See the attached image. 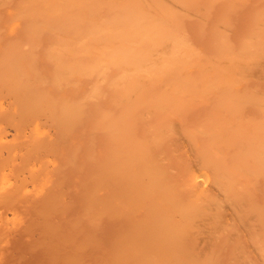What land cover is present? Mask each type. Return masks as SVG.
Masks as SVG:
<instances>
[{
	"label": "bare ground",
	"instance_id": "obj_1",
	"mask_svg": "<svg viewBox=\"0 0 264 264\" xmlns=\"http://www.w3.org/2000/svg\"><path fill=\"white\" fill-rule=\"evenodd\" d=\"M205 1L210 5L209 8L207 7L208 10L211 5H214V2L219 9L222 7L218 4L220 2L223 7L227 6L221 0L220 2H218L219 0H15V6L13 7L14 1L0 0V43L7 45L6 43L12 41L17 42L18 36L16 33L22 31L26 36L27 43H21V45L29 44L30 48L34 50L35 44H38L43 38L48 45L46 54L50 59H47L51 60L56 67L52 79L56 89L61 90L63 86H60L63 83H68L74 79L88 78L92 80V85L85 90L81 99L76 102L68 101L66 93L59 96L63 100V104L61 103L63 108L60 109V115H57V117L52 114L53 107L56 106V97L48 95L43 89H40V86L43 87L48 80L39 75V73L42 74L41 69L37 70L38 73H31L29 67H26L27 64L33 66L34 61L30 58L33 62L25 65L27 54L24 47L17 44V49L12 50H14L13 54H16L19 48L23 47V51L20 50V53L23 52L26 55L24 56L25 60L22 59L25 61H22L25 66L19 60L23 57V54L20 55L22 57L18 56V53L14 54L20 62L16 61L15 58L11 60L13 58L11 57L12 52H7L5 50L6 46H0V55L5 59L4 62L0 58L2 60H0V117H2V120L0 119V157H5L4 160L2 157L0 159V202L12 204L14 201L16 203L21 194L27 195L34 192L38 196L46 191V185L53 181V179H50L49 176L51 175L49 173L45 174L46 171H44L45 175L42 177L39 172H36V178L32 182L30 181V187L29 185L23 187L20 182L17 183L11 179V176H9L10 170L7 172V167L10 168L15 163L14 157L19 154V148H24V158L34 156L47 148H49L47 149L49 152L55 151L54 142L45 136L46 131L41 123L42 118H45V121L51 119L53 122L60 124L65 130L64 132H69L73 123L78 121L79 118L82 119V124H85L87 118L83 119L85 110L82 109V106H84L82 102L95 100L102 90V85H107L113 90L119 91L117 94H120V100L118 99L120 102L116 104L118 108L116 107L117 111L115 113H112L110 109L97 108L95 113L97 120L87 129L85 135V142L89 145L86 160L89 163L96 164V172L94 171L95 176L91 178L95 179L94 184H82L83 198L81 201L85 207L84 214L89 219L90 228L97 225V219L101 215L100 212L105 210V208L101 210V207L109 208V212L124 215L125 218H130L129 215H136V213L141 212L145 224L148 223L140 225L137 221L142 220H138L139 218L129 219L128 228L130 230L131 219L137 222H134L135 227L140 226L136 229L132 227L133 230L131 231L127 229L126 235L125 233L121 235L122 239L125 235L123 242L127 241L128 246L124 245L126 243L123 244V242L119 243L117 241L119 245H122H120V248L116 244L118 245L117 250H113L119 252L113 256L114 260L112 261L114 263L111 262L110 264H120L121 261H124L126 257L124 253H128L127 257L132 255L131 259L134 258L133 254L137 256L139 253L137 257L140 264H171L173 255L170 252L166 251L162 254L163 251L159 250L158 252L155 247V252L150 253L149 250L150 254L144 253L143 256L140 251L146 252L149 249L148 247L153 245V242L161 245L166 241H173L180 246L185 242L187 234L190 235V232L195 231H197L196 235L198 236L203 232L198 238L202 241V244L197 247L199 250L189 249L193 251L190 254L186 252L182 254L175 253L179 258H177L175 264H211L208 260L198 259L196 255H198V252L201 253L207 249L209 250L213 245L215 246L217 243L214 244L216 237L221 233L223 234L224 231L218 235L214 232L218 231L219 228L222 230V227H224V225H219L220 220L218 219L226 214L228 207L232 210L230 212L232 216L235 213L238 216L239 208L244 205L240 207L243 194L250 187V193L248 191L247 193L251 196V188L254 186L255 189L254 184H257L255 182L256 178L260 176L259 178L263 177L264 179V90H259L260 85H257L258 88H256L257 86L253 87L247 84L249 82L248 69L251 66L252 68L253 66H263L260 62L263 61L264 56V0H254L258 8L254 16L250 18L249 29L244 34L240 48L237 47L239 48L237 50H235V47L230 46L231 44L229 45L230 34H228L229 38L226 40L227 33L225 31L230 26L229 16L227 15L230 11L226 12V10H229L226 9L227 7L223 9L225 12L222 10L221 13L220 11L221 19H217L219 22H216L218 26L214 23L207 26L206 22V25L204 24L206 30H203L201 25L200 30L206 31V35L209 39L212 38L215 44L212 43L215 47L213 53L210 52V56L214 57L208 59V54L205 55L202 49L192 46L188 42L184 29V16L190 15L187 13L190 5L201 3L202 6ZM225 1L235 4L240 0ZM10 2H12L11 5ZM203 9H200V11ZM197 14L193 15L198 18ZM222 14L227 18L222 17ZM193 15L190 16L193 17ZM203 16L201 17L205 18ZM9 46L11 47V45ZM3 54L5 56L9 55L11 59L9 60V57H5ZM203 54L206 56L205 60L201 56ZM6 59L10 63L9 61L6 62ZM197 64L199 67L196 68L199 73L193 81H190L191 77L190 80L188 78L189 72L187 75L181 70H190ZM109 71H113L111 76ZM178 71L182 72V76H176L175 73ZM250 77L255 78L256 75ZM185 79L187 82L190 81V83L184 81L187 85L189 84L187 87L182 85V81ZM33 82H36L37 87L32 89L31 84ZM203 103H205L204 109L198 110L200 106L202 108ZM252 105L256 106L257 109L255 112L248 113L246 108ZM137 116L140 118H136ZM141 119L151 120L154 123V126H148L150 134L147 131L146 134V129L143 128L137 129L139 132L144 131L141 135H136L133 131L135 124ZM5 121L7 123L12 122L10 126L12 125L13 132L10 138L7 136L10 135L9 133L7 135L2 133L3 122ZM129 124L131 125L130 129L127 127ZM6 126L8 127L7 124ZM125 128L131 130L128 135ZM176 133L183 135V139L180 140L179 144L173 141L169 149V156L178 164L179 162L182 164V171L178 178H176L175 170L167 167L164 163V157L162 158V154H164L162 136L168 134L169 137ZM195 134L207 136V139L197 141V139L195 140ZM99 143L107 147V163L110 162L107 167L104 165L105 163L102 166L99 162L100 155L96 149V145ZM232 148H235L234 151H232ZM180 150H184L185 153L180 154ZM189 152H192L191 156L188 155ZM231 155L233 158L230 157ZM228 156L232 159L230 162L226 160ZM46 161L47 159L43 160L42 158L38 167L32 163L29 164V167L40 170L42 164ZM48 162L52 163L51 158ZM53 164L57 166L60 162L56 160V163L53 162ZM46 168L48 169V167ZM54 170L57 171V169ZM31 171L33 172V170ZM85 179L84 181L81 180L82 183L86 182ZM115 180L120 182V190L118 189L120 194L119 191L110 189V184L114 188L113 184L117 183ZM57 182L59 185V181ZM79 186L81 187L80 183ZM70 190L72 191V189ZM250 198H253V196L247 199ZM100 203L104 206H101ZM258 209L261 211V208L257 207V211ZM240 213L242 214L240 215ZM240 213V216L243 213L245 214L243 218L238 216L239 220L242 219L240 221L248 220L246 211ZM262 213L264 214V211ZM21 214L14 208L10 217L6 218L7 222L8 220L12 221V227H16L20 218H23L24 214L22 216ZM45 215L48 217V211ZM244 216H247V219L244 220ZM111 217L113 218V216ZM251 219L248 221L250 222ZM107 220H109L108 217ZM98 221L101 223L100 220ZM144 221L139 223L144 224ZM248 221H246V224H248ZM242 224L240 223L239 229L244 226ZM251 226L253 227L252 224ZM6 227H9V225ZM211 228H214L213 231ZM250 228L248 226L247 230L249 231L247 233L250 232V236H252L250 230L253 229ZM247 230H244L243 235L248 236ZM7 232L9 233V231H6L4 234L6 235ZM240 232L237 230L238 235ZM117 233L116 236L120 234ZM56 236L54 235V237ZM250 236L248 238L243 237L248 240L251 238ZM5 238L7 240L6 236ZM63 240L64 242L67 241L64 238ZM118 240H120V237ZM251 240L253 241V239ZM222 241L224 242V239ZM252 241L251 244H253ZM145 242H150V244ZM256 242L257 240L254 244ZM123 245L126 247L122 248ZM254 246L256 248L257 243ZM75 247L77 251V245ZM121 249L124 250V253ZM47 250L49 249L47 248ZM75 250H73L74 253ZM113 250L111 252H114ZM64 252L65 250L62 254ZM133 252H137V254ZM255 254L259 255L257 252ZM68 256H71L70 253ZM73 256L75 257V255ZM78 256L81 257L80 253L76 255V258ZM74 257L73 259H76ZM56 258L58 260L57 255ZM101 258L103 259V257ZM84 259L85 257H81L82 263L79 259L76 260L79 261H77L79 264H83ZM167 260H170V262H167ZM105 261L103 264L107 263ZM244 261L246 262V259ZM69 262L67 263L69 264ZM102 262L100 261L98 264H102ZM125 262L126 264L129 263L126 260ZM250 262L252 264V261ZM87 263L85 262V264ZM133 263L136 264V261L134 260Z\"/></svg>",
	"mask_w": 264,
	"mask_h": 264
},
{
	"label": "rangeland",
	"instance_id": "obj_2",
	"mask_svg": "<svg viewBox=\"0 0 264 264\" xmlns=\"http://www.w3.org/2000/svg\"><path fill=\"white\" fill-rule=\"evenodd\" d=\"M13 1H14V3H13L12 6L14 7L15 6V0H12V2ZM221 1L223 2V4L225 3V5H227L226 6L227 8L225 6L224 7L226 9H229V10H226V12L230 11L229 13H227V15L229 16L228 19L230 20V26L228 28L229 31L227 29H226L227 31H225L227 33L226 34L227 35L226 36V40L230 37V40H228L229 41V45L231 44L230 46L235 47V50H237V49L240 48V44L242 42L244 34L249 29V22H250L249 20H250V18L252 16H254L255 11L258 8V6H257V3L254 0H244V1L240 0L237 3H235V4H233V3L229 2V1H225V0L224 1L221 0ZM12 2H10V5L12 4ZM218 2H220V0ZM218 4H219L220 7L222 6L221 7L222 9L221 8L219 9V7L217 5H215V2H214V5H211V8L212 7L213 8L212 9L210 8L208 10L210 5L207 4L206 1L202 5L203 7L201 6V3H198L197 5L196 4H194V5L192 4V5H190V8H188L189 12L187 11V13H189L190 15L198 13L197 14L198 18L201 19L202 18L201 16L204 15L205 18L209 17L208 18L209 20L205 19V18H202L201 20H199L197 17H195V15H193V17L190 16V15H188L189 17L188 16H184V20H185V25H184L185 36H186L188 42L192 46L194 45L195 47L202 49L204 51L205 55L208 54L207 55L208 56L207 59L214 57V56L211 57L210 55L214 51V47H215L214 45L215 44L213 43L214 40L211 37H210L211 39H209V37L206 35L207 32L205 31L206 32L205 33V32H203L200 29L203 27V30H206V26H205L206 22H207V26L211 25L212 23L216 24V22H219L217 19H219V20L221 19L220 11L222 13V10L224 9V7H223V5H220L221 2L218 3ZM198 5L201 6L202 8L199 7ZM230 5H232V6H230ZM229 6H230V8H229ZM217 7H218V9H217ZM203 8L205 9V11H204ZM200 9H203V10L200 11ZM196 10L197 11L199 10V11L195 12ZM223 11L225 12V10H223ZM199 12H201V13H199ZM224 14H226V13H224ZM224 14H222L223 15L222 17H226ZM210 15H211V17H210ZM201 25H202V27H201ZM216 26H218V25L216 24ZM230 31H231V33H230ZM228 34H230L231 36L229 35V37H228ZM16 35L18 36L17 42H13L12 41L11 43H6L7 45L8 44L11 45V47L9 45L7 47V45H5V43H0L1 47H5L6 46V49L5 48H3V49H5L7 52H10V53L12 52L11 54L13 56L10 53H8V54L11 55V57H13V58L11 59L9 55L5 56L3 54V56H5V57L8 56L9 60L10 59L14 60L15 55L17 53L19 54L18 56L23 54V52L20 53V50L23 51V47H24V49L26 50L27 56L24 55L25 54L24 53L23 57L20 56L22 58L19 59V58L16 57L15 58L16 61L19 59L21 62L19 60L18 61L20 63H23L22 61L25 60L24 56H26L27 58H29V59L31 58L34 61L33 62V61H31V59L29 60L27 58H26V62L24 61L25 65L27 63H32V62L34 63L33 64V66L35 65L34 67L32 65H30L31 66V70H30V66L28 64L26 65L27 68L29 67L28 69H29V71L31 73L32 72L38 73L39 72V71H37L38 69L42 70V74L39 73V75L40 76L42 75V77L44 79L46 78L45 80H48V82L46 81L47 83L43 87L40 86V89H43V91H45L46 94H48V95L50 94V95H53V96L56 97V106L53 107V110H52L53 113L52 114L55 115V116L60 115V109L63 108V106H62L63 100L59 96L64 94V93H66L68 101L76 102V101L81 99V97L84 94L85 90H87L92 85L91 84L92 80H90L88 78L74 79L73 81H70L68 83H63L60 86V87L63 86L61 90L56 89V86H54L53 83H52L53 75H55V72H56V67L52 64L53 62L51 60L47 59L49 57L46 54V48L48 46L46 41L42 38L41 41L38 44H35V48L33 50L32 48H30L29 44L28 45H24V46L21 45V43L22 44L27 43L26 36H24V32L17 31ZM232 43H234V44H232ZM17 44L19 46H23V47H21L22 48L21 49L18 46L19 50L16 52V54L14 53L15 54L14 55L13 52H14V50L17 49V47H16ZM12 45H13V47H12ZM14 45H15V47H14ZM237 47H239V48H237ZM8 48H10L11 50L9 49V51H8ZM12 49H14V50H12ZM6 51H3V52H6ZM205 55L204 54L201 55L204 60L206 59ZM0 58L5 62V59L2 58V55H0ZM23 58H24V60H22ZM8 61L6 59V62H8ZM9 63H10V61H9ZM260 63L263 64V66H261ZM260 63H259L260 66H253V68H255V69H253L252 66L248 69V71H249L248 72L249 73V77L248 78L250 80L248 79L249 82H247V84L250 85V86H253V87L257 86V85L258 86L260 85L259 86V90L262 91V90H264V79H263V77H264V56H263V61H261ZM23 65H24V63H23ZM39 67H42V68H39ZM196 67H199L198 64L196 66H194V68H192L190 70L186 69L187 71L186 70H181V71L183 73H186V74L189 72V75L187 74L189 76L188 78L190 80V77H191L190 81H193L196 78L195 76H197V74L199 73V70ZM181 71L176 72L175 73V74H177L176 76H182V72ZM112 73H113V71H109V75L110 76H111ZM257 73H258V75H257ZM255 75H256L257 78L256 77L255 78L254 77H250V76H255ZM259 76H260V78H258ZM186 79L182 81V85L184 87H187L189 85V84L187 85V83H190V81L188 80V82H187ZM184 81L187 82V83H185ZM31 85H32V89H33V87H37L36 82L35 83L33 82ZM258 86L256 88H258ZM107 87H108L107 85H102V90L100 91L99 96L95 98V100H90V101H86V102L83 101L82 102V105H84V106H82V109L85 110V116L83 117V119L86 117L87 118L86 122H85V124H82V121H81L82 119L79 118L78 121L73 123V126H72V128L70 129L69 132H64L65 130L63 129V127L60 124H58L56 122H53L51 119L50 120L48 119L49 121L48 120L45 121V118H42L41 123H42V125H43V127L45 128V131H46V135L45 136L50 138V141L54 142L55 147H56L55 151L49 152V151H47V149H49V148H47V149H43L40 152L36 153L34 156L31 155V156H29L27 158H24L23 153L25 152V150L22 147V148H19V154L16 155V157H14V162L15 163H13L10 166V168L7 167V169H6L7 172H8V170H10L9 176H11V179L14 182L16 181L17 183L20 182V184L23 187L26 186V185H29V187H30L31 182L36 178V172H39V175L41 177L44 176L46 173H49L51 175V176H49V177H51L50 179H53L54 182L51 180L52 182H50L49 184L46 185V188H45L46 191L44 193H42V194H39L38 196H37V194H35L33 192V193H30V194H27V195H25V194L19 195V199L16 200V203H15V201L12 204L11 203H4L3 204V203L0 202V210L2 212V214L0 215V226L3 227V228L0 227V243L4 247L3 248L2 245L0 244L1 245V247H0L1 248L0 249V264H36L38 262H39L38 264H49L50 262H51V264L52 263L53 264L54 263L55 264H58V263L59 264H64V263L68 264L67 262H69V259H71L70 262L73 261L71 263L69 262V264H73V263L77 264L79 261L76 260V259L80 260L81 257H83V258L85 257V259H84L85 262L86 263L89 262L87 264H90V263L91 264H95L96 262L98 264V262H100V261L101 262L103 261L102 262V264H103L105 260H108V261L110 260L109 263H108V261H105L108 264H110L111 262L114 263L112 261V260H114L113 256L115 254H117L119 251L117 252V251H114L113 249L117 250L116 247H118L120 242H123V239H124V237L126 235L125 232L127 231V229H128V231L130 230L128 228V225L130 224L129 223V219L130 218H135V219L139 218L138 220L144 221V218H143V215H142L141 212L136 213V215L135 214L134 215H129V216H131L130 218H125L124 215L122 216L120 214L118 215L117 213L113 214L112 212H109L108 211L109 208L106 209V207H101V210L105 208V210L101 211L102 213L100 212V214L102 216L100 215L98 217L97 225L94 228H92V227L90 228L89 219L84 214L85 213V207H84L83 202L81 201L82 198H83V192H82L83 191V185L84 184H94V180L95 179H91V178H93L95 176V172H96V164L89 163V161L86 160V154H87V152L89 150V145H87V143L85 142V135H86L87 129H89V127L97 120V117H96L97 115H95V113L97 111V108L110 109V110H112V113H115L117 111V108H118L116 104H118V102H120L119 101L120 100V94H117V92H119V91H117L116 89L113 90L111 87H108V88ZM100 95H102V96L100 97ZM112 97H114V98H112ZM219 99H221V97H219ZM204 104L205 103L202 104L203 105L202 108H201V106L200 107L198 106L199 107L198 110L204 109ZM256 109H257V107L252 105V106L246 108V111L248 113H252V112H255ZM54 110L55 111L57 110V111L55 112ZM138 117L139 116H137L136 118H138ZM0 119L2 120V117H0ZM135 120H137V119H135ZM137 122L138 123L135 124V126L137 125V127L134 126L135 129H133V131L135 132L136 135H141L144 132V131L143 132H139L137 130V129L140 130L142 128L144 130L146 129L145 132L147 131L148 134L151 133V132H149V127H148V126H151V125L154 126V123L151 120H144V119L142 120L141 119V120H138ZM10 123H12V122H8V123H7V121L3 122V130H2L3 134H5V135H7L8 133L10 134V135H7L9 138L12 136L11 133L13 132L12 125L10 126ZM6 124L8 125L9 128L6 126ZM190 126H192V125H190ZM127 127L130 129L131 125L129 124V126H127ZM129 129L128 130L126 129L127 133L125 132L127 135L131 132V130L129 131ZM147 132H146V134H147ZM194 136L196 137L195 140L197 139V141H199V140L202 141L203 139L204 140L207 139V136H203V135H199V134H195ZM182 139H183V135H180L178 133H176L173 136H169V137H168V134L162 136V142L164 143V147H163L164 154H162V158L164 157V163L166 164L167 167L173 168L175 170V174L177 175L176 178L179 177L178 175L182 171V164L180 162L178 164L172 157L169 156V154H170L169 153V149L171 148V146L173 144V141L175 143L179 144L180 140H182ZM76 148H77V150H76ZM96 149L98 150V153L100 155V158H99L100 164L103 166V164L105 163L104 165L107 167L109 165V163H110V162L107 163V161H108L107 160L108 157L106 156L107 147H105L103 144L99 143V144L96 145ZM234 149L235 148H232V151H234ZM20 153H22V154L20 155ZM179 153L183 155L185 153V151L184 150H180ZM188 155L191 156L192 152H189ZM1 157H0V159H1ZM45 157H47V158H45ZM230 157L233 158L232 155ZM42 158H43V160L47 159V161H46V163L44 162L42 164V168L40 170H35L34 169L35 167L32 168V169L29 167L30 166L29 164H31V163L38 167L40 165V163H41V159ZM50 158H51V162H52L51 164H50V162H48ZM2 159L4 160L5 157L3 156ZM56 160L58 162H60V164L57 165V166H54L55 164H53V162L56 163ZM226 160L228 162H230L232 159H230L229 156H228L226 158ZM97 161H98V158H97ZM81 162H82V165H81ZM88 164H89V166L87 167ZM44 165L46 167H48L49 170ZM44 167L46 168V170H44L45 169ZM54 169H57V171L54 170ZM31 170H33V172ZM44 171H46L45 174H44ZM10 173H11V175H10ZM54 176H55V178H54ZM259 177H257L256 180H255V182L257 183V184H254L255 185V189H254V186L251 188V194H252L251 196H253V198L247 199V198L251 197L250 194H249L250 193L249 192L250 187H249V190L247 189V191L249 193H247V191H246V193L243 194L242 203H241L240 207L243 204L244 205L242 207L247 205L246 207H244L246 210L244 208H242V207L239 208L240 212L246 211V215L248 214V220L251 219V218H253V219H251V221L249 222L248 220H245V219H247L246 218L247 216L246 217L244 216V220L245 221H243V222H245V223H243L242 221H240L242 219L239 220L238 218L239 217L243 218V215H245V214L243 213V215L240 216L242 213L239 212L240 213V215H239V213L237 212L239 217L236 215V213H235V215L233 214V216H232V214L230 213V212H232V210L228 207L227 211H226V214L224 216H221L220 219H218V220H220V224L219 225H224V227H222V230L219 228L218 231H214V232H216L217 235L220 234L223 231L225 232V234H224V232H223V234L221 233V235H219V236L214 234L215 236H217L216 239H215L216 241H214V244L216 242L217 243L215 244V246L213 245V247L209 248V250L207 249L206 250L207 252L206 251H203L201 253L198 252V255H196V257L198 259L208 260V261L211 262V264H226V263L227 264H232V263L233 264H243V263L244 264H248V262H249V264H251L250 261H252V264H257V263L258 264H264V257H263L264 256V222H262V221H264V214L262 213L264 211L263 210L264 209L263 208V205H264V203H263L264 202V179H263V177H261V178H259ZM14 178H15V180H14ZM17 179H18V181H17ZM23 179H25V180H23ZM84 179L86 180V182H87V180H90V181H88L87 183L86 182L82 183L81 180L84 181ZM55 180L59 181V185H58L57 181L55 182ZM115 181L117 183L113 184L114 188H113L112 184L109 185L110 189H112V190L115 189L114 191H119L120 190V186H119L120 182L117 181V180H115ZM79 183H80L81 187L80 186L78 187ZM56 185L58 186L57 188H56ZM115 187L117 188V190H116ZM70 189H72V191ZM119 194H120V191H119ZM117 196L121 197L120 195H117ZM122 198H125V197H122ZM245 199H246V201H245ZM252 199H255V200L253 201ZM101 201L103 202V200H101ZM22 203H23V205H21ZM256 203H257V205H256ZM1 204H3V205H1ZM100 204H101V206H104L102 203H100ZM27 206L29 207V209H27L28 208ZM257 207L261 208V211H260V209H258V211H257ZM14 208H16L19 211L20 214L22 213L21 216L24 214L23 218L21 217L20 220L17 222V224L15 223L17 225L16 227L15 226L12 227V221L10 222V220H8V222H10L11 225H10V223L8 224V222H7V219L10 217L11 212L13 211ZM241 209H244V210H241ZM35 210H36V212H35ZM23 211H24V213H23ZM47 211H48V217H46V215H45V213ZM104 212L105 213L108 212V213L105 214ZM260 212H261L262 215L260 214ZM108 214H110V215L108 216ZM115 215H116V217H114ZM30 216H31V218H30ZM111 216H113V218ZM107 217H108L109 220H107ZM140 218H142V219H140ZM232 218H233V220H232ZM25 219H27V220H25ZM67 219H68V221H67ZM70 219H72V220H70ZM77 219H78V222H77ZM98 220H100L101 223H99ZM125 220H127V221H125ZM132 220L133 219L130 220V222H132V223H131V226H129L131 228V230H133L132 227H134L136 229L140 225L148 224L147 222L145 224V221L143 222L144 224H141L142 221H137L136 220L138 222V224H140V225L135 227L134 225L137 222H135L134 220L132 221ZM246 221H248V224H246ZM26 222H28V223H26ZM38 222H40V223H38ZM139 222H141V223H139ZM75 223H76V225H75ZM122 223H124V224L122 225ZM240 223L241 224L243 223L244 226L246 227V229H245L244 226L241 227L242 229L244 228V230H247L248 226H249V228L251 227L253 229V230H250V231H252L251 232L252 236H250V232L247 233L249 230L246 231L248 236L251 237L248 240L247 239L245 240V238H248V236H246L245 234L243 235V232L245 233V231L244 230L242 231V229H239V227L241 226ZM249 223H251L253 225V227L251 226V224L249 225ZM15 224H13V225H15ZM18 224H19L20 227L18 226ZM138 224H136V225H138ZM8 225H9V227H6ZM13 228L15 229V231H14ZM54 228H56V229H54ZM119 228H120V230H118ZM212 229H214V228H211V230ZM2 230H3V233L1 234ZM69 230H72V231H69ZM73 230H75V231H73ZM207 230H209V229H207ZM235 230H236V232H235ZM237 230L241 231L240 232L241 235H240V233L238 235ZM6 231H9V233L11 235L8 232L5 235L4 233ZM27 231H29V232H27ZM119 231H121L122 233H120ZM41 232H43V233H41ZM195 232H190V235L188 233L185 242L180 244V246H179V244L177 245L173 241H168V242L166 241L165 243H161V245H159V244L157 245L155 242H153L152 243L153 245H150L148 247L149 249L146 246V248L148 250H146L145 246H144V249L146 250V252L145 251H142V252L140 251V253H141V255L144 256V253L145 254L148 253L147 255H149L150 253H152V251L155 252L156 249H158L157 250L158 252H159V250L163 251L162 254H164V252L167 251V252H170L173 255L171 257V262H170V260L169 261L167 260V262H170L171 264H175V262H176V260L178 258L176 254H182L183 252H186L187 254H190L194 250L198 249L197 247H198L199 244H202L201 243L202 241L200 239H198V238L203 234V232L199 236L196 235L197 231H195ZM50 233H51V235H50ZM116 233L117 234L120 233L119 234L120 236L119 235L116 236ZM124 233H125V235L123 236V239H122L121 235L124 234ZM254 234H255V236H254ZM2 235H5L7 237V240H6L5 236L1 237ZM54 235H57V236L54 237ZM243 236H245V238ZM119 237H120L121 241L118 240ZM192 237H194V238H192ZM63 238L66 239L67 241L65 240L66 242H64ZM83 238H85L86 240L83 239ZM223 239H224V242L222 241ZM251 239H253L254 242L257 240L256 248L259 247V248H257L258 250L254 246V245H256V243L254 244V242ZM96 240H97V242H96ZM249 240H251L253 244H251V241H249ZM5 241H7V242H5ZM194 241H195V244H194ZM240 241H241V243H239ZM243 241L244 242L247 241V242L244 243ZM248 241H249V243H248ZM77 242H79V243H77ZM126 242L127 241L123 242V244L126 243ZM3 243H5V244H3ZM75 243H76L77 247L79 248V250H80V248H82L83 250L81 249L79 251L78 248H77V251H76L75 250V248H76L75 246L76 245H74ZM186 243H187V245H185ZM116 244H118V245H116ZM146 244H150V242H147ZM248 244H249V246H248ZM111 245H112V247H111ZM113 245H115V246L113 247ZM120 245H122V244H120ZM124 245H127V243L124 244ZM124 245H123L122 248L126 247V246L124 247ZM250 245H251V247H250ZM252 245H253V249H254L253 251H252ZM168 246H170V247H168ZM175 246H176V248H175ZM83 247L84 248L86 247V248L84 249ZM155 247H156V249H155ZM47 248L49 250H47ZM120 248H121V246H120ZM42 249H44V250L42 251ZM50 249H51V251H50ZM56 249H58L59 252ZM106 249H108L110 252L113 250L114 252L110 253ZM189 249L190 250L192 249L193 251H190ZM260 249H261V251H260ZM64 250H65V252L62 254V252ZM73 250H75L78 253H76V252L74 253ZM121 250H123V249H121ZM149 250H150V253H149ZM87 251H89V252H87ZM251 251H252V253H250ZM68 252L70 253L71 256H68L69 255ZM256 252L259 255L255 254ZM41 253H43V254H41ZM50 253H52V254H50ZM71 253H73V254H71ZM79 253H80L81 257L78 256L76 258V255L77 254L79 255ZM123 253H124V250H123ZM133 253L137 254V252H133ZM81 254L82 255L84 254V256H82ZM125 254H126V257H125L124 261L125 260L129 261V263L132 264L133 261L135 260L136 264H140L139 260H138V257H137L139 253L137 254V256L135 254H133L134 255L133 259L130 258L132 255L127 257L128 253H124V255ZM202 254H203V256H202ZM251 254H252V256H251ZM56 255L58 257V260L56 258ZM73 255H75V257ZM110 255H112V256H110ZM143 256H141V257H143ZM73 257L76 258V259H73ZM101 257H103V259ZM110 257H112L113 259L112 258L110 259ZM221 257H223V258H221ZM86 258H87V260H86ZM49 259L50 260L53 259V260L50 261ZM245 259H246V262L244 261ZM55 260H56V262H54ZM65 261H67V262H65ZM81 261L82 260H80V262ZM124 261H121V263L122 264H126V262L124 263ZM254 261H255V263H253ZM85 262L83 261V264H85ZM178 263H179V261H178Z\"/></svg>",
	"mask_w": 264,
	"mask_h": 264
}]
</instances>
